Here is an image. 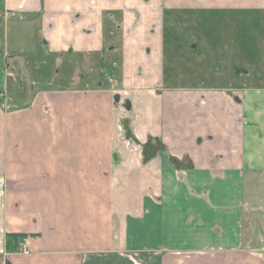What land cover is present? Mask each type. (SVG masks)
<instances>
[{
	"label": "crops",
	"instance_id": "obj_1",
	"mask_svg": "<svg viewBox=\"0 0 264 264\" xmlns=\"http://www.w3.org/2000/svg\"><path fill=\"white\" fill-rule=\"evenodd\" d=\"M219 11L264 19V0H0V264H264V65L252 85L162 83L167 14ZM105 13L121 87L6 103L7 58L33 23L54 66H72L104 51Z\"/></svg>",
	"mask_w": 264,
	"mask_h": 264
},
{
	"label": "rangeland",
	"instance_id": "obj_2",
	"mask_svg": "<svg viewBox=\"0 0 264 264\" xmlns=\"http://www.w3.org/2000/svg\"><path fill=\"white\" fill-rule=\"evenodd\" d=\"M109 14L111 13L107 15L105 13L103 18L108 22L111 21L113 29L110 27L103 30L104 51L101 54V60H98L100 53L85 54L81 59L71 61L72 66L68 65L65 60H59L60 63L54 66L51 58H47L48 55L43 52L44 45L40 43V37L36 35V25L33 23L32 28L34 29L31 37L29 38L27 33L24 37L27 40L26 43L20 45L19 50L9 53L15 57L17 66H12L13 60L7 58L10 74L7 77L6 95L11 94L13 99L6 100V103L16 104L18 102L16 97L20 99L19 103L27 101L40 88L99 86L98 88L111 89L121 87L124 61L119 38L122 30L117 25L119 23L117 16ZM206 14L208 13L171 12L167 14L161 45L160 68L163 71V86L255 84L253 73L261 74L262 71L254 65H264V45H262L264 41L262 37L259 38L261 34L264 37L262 33L264 19L248 13L236 14L219 11L212 12L208 17ZM238 15L241 17V25L237 23ZM204 23L206 27L202 26ZM22 26V31L26 32L30 27L28 24ZM207 35L212 38L207 39ZM10 40L12 46L18 47L15 35H12ZM238 40H240L239 43ZM143 47L144 45H139L135 49V55H139ZM141 54L143 55V52ZM241 55H243L242 59ZM146 57L148 62L145 60V64L150 63L153 67L159 64L155 55L154 58ZM141 60L143 61L144 57ZM145 64L140 63L138 66L142 68ZM64 65L68 67L63 68ZM140 68L138 70H141ZM155 71L157 70H152L148 80L143 82V86L155 87L159 83V76ZM234 72L237 73V77L236 74L232 75ZM166 74L169 75L165 77ZM135 76L138 77V74L136 73ZM135 264H139V261L135 260Z\"/></svg>",
	"mask_w": 264,
	"mask_h": 264
},
{
	"label": "trees",
	"instance_id": "obj_3",
	"mask_svg": "<svg viewBox=\"0 0 264 264\" xmlns=\"http://www.w3.org/2000/svg\"><path fill=\"white\" fill-rule=\"evenodd\" d=\"M129 135V133H127V136ZM21 237L19 235L16 234H8L6 236V240H5V248L8 251H17L18 250V240Z\"/></svg>",
	"mask_w": 264,
	"mask_h": 264
},
{
	"label": "built area",
	"instance_id": "obj_4",
	"mask_svg": "<svg viewBox=\"0 0 264 264\" xmlns=\"http://www.w3.org/2000/svg\"><path fill=\"white\" fill-rule=\"evenodd\" d=\"M20 241L21 242H20V246H19L18 251L26 252L27 251V245H26L27 239H26V237H21Z\"/></svg>",
	"mask_w": 264,
	"mask_h": 264
}]
</instances>
